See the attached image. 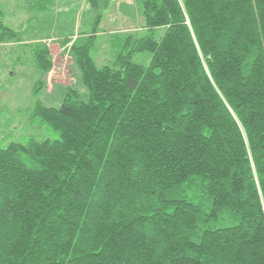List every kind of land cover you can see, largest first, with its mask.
Here are the masks:
<instances>
[{
  "label": "trees",
  "instance_id": "1",
  "mask_svg": "<svg viewBox=\"0 0 264 264\" xmlns=\"http://www.w3.org/2000/svg\"><path fill=\"white\" fill-rule=\"evenodd\" d=\"M85 3L91 34L61 45L87 98L38 99L27 121L54 137L0 143V264H264V0ZM113 7L133 27L97 65ZM30 51L45 77L48 44Z\"/></svg>",
  "mask_w": 264,
  "mask_h": 264
},
{
  "label": "rangeland",
  "instance_id": "2",
  "mask_svg": "<svg viewBox=\"0 0 264 264\" xmlns=\"http://www.w3.org/2000/svg\"><path fill=\"white\" fill-rule=\"evenodd\" d=\"M118 1L125 3L127 0H106L107 6ZM129 1L131 3L122 6L128 13L133 11L137 19V0ZM0 11L3 23L17 31L20 38L18 43L0 44V143L22 142L29 137L53 138L47 127L31 126L26 112L38 99L45 105L59 106L67 90L66 85L78 91L80 99L87 98L84 88L77 82L71 58L63 51L61 43L63 39L77 36L83 41L91 34L92 9L88 10L85 0H0ZM122 11L113 7L109 17L107 10L103 11L107 16L98 26L94 45L90 49L97 65L111 64V49L103 44L104 39H108L109 46V40L114 38L112 32L118 34L120 30L133 27L131 16ZM107 17L109 21L115 17V22L109 24ZM161 32L162 29H156L154 37L157 38ZM145 33L143 28L136 30L137 35ZM40 40L48 44L53 56V67L45 77L40 76L30 58L31 43ZM149 57L146 52L135 53L132 61L147 63ZM40 77L44 78L46 85L38 95H33V85Z\"/></svg>",
  "mask_w": 264,
  "mask_h": 264
}]
</instances>
